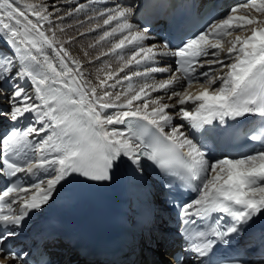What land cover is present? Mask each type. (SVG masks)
Here are the masks:
<instances>
[{
  "label": "snow or ice",
  "instance_id": "1",
  "mask_svg": "<svg viewBox=\"0 0 264 264\" xmlns=\"http://www.w3.org/2000/svg\"><path fill=\"white\" fill-rule=\"evenodd\" d=\"M95 11L107 26L96 43L111 44L101 55L119 62L97 84L70 41L57 40L55 3L0 0V119L12 122L0 129V264H51L39 248L17 250L15 238L65 184L109 182L121 169L139 178L147 167L175 213L180 243L169 264H264V227H251L264 216V0L229 5L175 44L134 25L130 4ZM237 32L246 34L225 51ZM248 117L257 123L245 135L261 146L239 158L211 155L208 141ZM242 230L259 232L261 250L221 254L235 252Z\"/></svg>",
  "mask_w": 264,
  "mask_h": 264
},
{
  "label": "bare ground",
  "instance_id": "2",
  "mask_svg": "<svg viewBox=\"0 0 264 264\" xmlns=\"http://www.w3.org/2000/svg\"><path fill=\"white\" fill-rule=\"evenodd\" d=\"M143 0H99V2H95L92 5L86 7L85 11L83 12H76L74 9L79 6V4L83 3L85 5L89 4V0H48V3H55L59 12L53 16L52 19V26L56 31V38L58 41H70L69 43L65 44V47L69 50L71 55L76 59H79L83 66V71L85 76L88 80H90L93 84H97V76L99 75L100 79H103L105 76V72L108 70H118L119 62L114 55L103 56L101 55L102 52L108 50L111 47V44L108 42H101L99 44L96 41L99 39V36L102 35V31L107 27L103 26V22L101 19L96 17V9H102L105 6L107 7H114L115 4L121 3L123 5H132L135 9L133 16L138 8V6L142 3ZM244 2V0L242 1ZM238 3V0L231 2L229 5H233ZM228 5V6H229ZM227 6V7H228ZM226 7V8H227ZM71 13V15H67ZM59 17H63V19H58ZM132 16V18H133ZM131 18V22L136 25ZM99 24L101 27H96ZM250 27V26H249ZM95 28V31L91 29ZM63 29V31H61ZM244 32H237L234 33L232 36L225 37V51L228 46L227 41H231L235 38V35H245ZM250 34V33H248ZM51 35V32H49ZM152 37H154L151 34ZM90 45H95L94 47H90ZM50 55V50H46ZM100 57V59H96V57ZM110 65V68L106 67ZM163 66V65H162ZM104 69V71H100ZM123 75V73H121ZM157 81L161 79L169 78L167 74H155L154 77ZM112 83V81H109ZM135 87H139L141 83H143L140 79H134L132 81ZM151 83V81H149ZM26 88L30 89L29 85H25ZM127 87V82H122L121 84L117 85L115 89L112 91L120 92L122 89ZM199 89L198 84H194L191 91L196 92ZM155 96H163L165 95L163 92L160 93H153ZM168 102L167 98L165 97V101ZM6 106V105H0ZM253 121V117L246 120V123H250ZM12 122L7 120L0 119V129L7 128L9 124ZM191 132L195 133V130H190ZM196 134V133H195ZM115 175V191L117 192V196L125 197L124 202L128 204L134 205L136 202L141 201V199H149L152 196V193H156L157 189L153 185L152 179L149 177L147 171L143 175V177H133L132 174L127 171L126 169H121ZM34 178V177H33ZM61 189H59V194H61ZM130 205V207H132ZM46 207L40 212L36 217V220L33 221V227H37L41 224L43 220V214L46 211ZM25 227V225L23 226ZM250 234V232L248 231ZM257 233V234H256ZM254 233L250 239L256 241L255 248L256 250L260 251V236L259 232ZM154 251V250H153ZM157 252L158 257L163 260L166 256L162 254V252ZM154 252V253H155ZM162 254V255H160ZM131 261H135V259L130 258ZM142 261V259H140ZM127 264V263H124ZM139 264V263H138Z\"/></svg>",
  "mask_w": 264,
  "mask_h": 264
},
{
  "label": "rangeland",
  "instance_id": "3",
  "mask_svg": "<svg viewBox=\"0 0 264 264\" xmlns=\"http://www.w3.org/2000/svg\"><path fill=\"white\" fill-rule=\"evenodd\" d=\"M243 0H238V3H242Z\"/></svg>",
  "mask_w": 264,
  "mask_h": 264
}]
</instances>
